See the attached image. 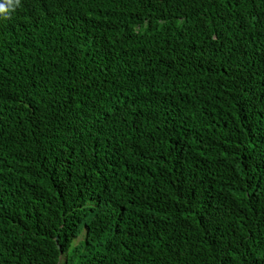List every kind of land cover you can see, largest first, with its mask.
Here are the masks:
<instances>
[{
	"label": "trees",
	"instance_id": "trees-1",
	"mask_svg": "<svg viewBox=\"0 0 264 264\" xmlns=\"http://www.w3.org/2000/svg\"><path fill=\"white\" fill-rule=\"evenodd\" d=\"M61 263L264 264V0L0 14V264Z\"/></svg>",
	"mask_w": 264,
	"mask_h": 264
},
{
	"label": "clouds",
	"instance_id": "clouds-1",
	"mask_svg": "<svg viewBox=\"0 0 264 264\" xmlns=\"http://www.w3.org/2000/svg\"><path fill=\"white\" fill-rule=\"evenodd\" d=\"M7 4L10 6L9 9H5L2 5H0V14H6L8 11L14 10L15 7L20 5V0H7Z\"/></svg>",
	"mask_w": 264,
	"mask_h": 264
},
{
	"label": "rangeland",
	"instance_id": "rangeland-1",
	"mask_svg": "<svg viewBox=\"0 0 264 264\" xmlns=\"http://www.w3.org/2000/svg\"><path fill=\"white\" fill-rule=\"evenodd\" d=\"M82 234H83V235H81L80 238L77 239L76 243H79L80 241H82V239H83V237H84V234H85V228H84V227L82 228ZM64 258H65V257L62 256V260H63ZM63 261H64V260H63ZM61 264H63V263H61Z\"/></svg>",
	"mask_w": 264,
	"mask_h": 264
},
{
	"label": "water",
	"instance_id": "water-1",
	"mask_svg": "<svg viewBox=\"0 0 264 264\" xmlns=\"http://www.w3.org/2000/svg\"><path fill=\"white\" fill-rule=\"evenodd\" d=\"M59 249H61L60 246H59ZM62 253H63V252H62Z\"/></svg>",
	"mask_w": 264,
	"mask_h": 264
}]
</instances>
